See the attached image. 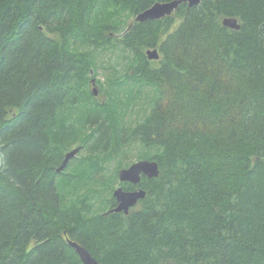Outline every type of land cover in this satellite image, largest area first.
Segmentation results:
<instances>
[{
  "label": "trees",
  "instance_id": "16d2710c",
  "mask_svg": "<svg viewBox=\"0 0 264 264\" xmlns=\"http://www.w3.org/2000/svg\"><path fill=\"white\" fill-rule=\"evenodd\" d=\"M107 1L137 15L171 0H0V264H84L68 238L100 264H264V0L182 3L122 30L100 20ZM77 144L85 158L58 172ZM139 149L160 165L147 196L125 214L111 193L95 213L89 187L115 163L112 189Z\"/></svg>",
  "mask_w": 264,
  "mask_h": 264
},
{
  "label": "water",
  "instance_id": "95a60500",
  "mask_svg": "<svg viewBox=\"0 0 264 264\" xmlns=\"http://www.w3.org/2000/svg\"><path fill=\"white\" fill-rule=\"evenodd\" d=\"M202 0H171L164 2H156L144 11L139 12L135 16V21L146 22L149 20H159L174 14L182 3H188L190 7L200 5ZM223 25L229 28L240 30L241 24L237 17H225ZM149 59L155 60L160 58L158 48H150L147 50ZM94 71H92V74ZM93 85L96 80L93 79ZM94 95H98L99 90L93 87ZM82 146H77L69 150L64 157L62 164L57 168L58 172L63 171L71 160L77 157V154L82 150ZM160 175V165L156 159H141L132 163L128 167H123L119 170V180L123 183H131L135 186L141 182L142 177L146 176L149 179L158 177ZM116 199L117 206L110 210V212H123L129 214L130 211L139 204V202L147 196V191L141 187L133 190H126L123 186L116 188L113 192ZM69 245L75 249L84 264H100L98 259L89 251L87 247L68 238Z\"/></svg>",
  "mask_w": 264,
  "mask_h": 264
},
{
  "label": "rangeland",
  "instance_id": "374dc122",
  "mask_svg": "<svg viewBox=\"0 0 264 264\" xmlns=\"http://www.w3.org/2000/svg\"><path fill=\"white\" fill-rule=\"evenodd\" d=\"M106 3H108V1L105 2L100 8V10L105 9V11L101 13V17H100L101 21L117 24L120 26L122 30L123 28L126 29L135 20V16H136L135 14L123 8H119V9H113L108 7L106 8L107 6ZM101 58H103L105 61L112 60L116 64H117L116 60L118 58L120 59L119 55L113 56L111 53H107V55H104ZM101 58L97 71H94L93 73L94 75L93 78L96 80V83L93 85V87H97L99 90L97 96L102 100H106L109 97L108 95L110 92L109 82L111 76V68L109 65H105ZM102 64L105 66H103ZM131 104H132L130 106L131 110H128L127 112V119L129 120L130 123L132 122L133 124L134 123L136 124L137 122L142 121L144 117L147 115V113H149V109L152 105V100L151 97L146 92L143 91L142 97ZM78 145L79 144L74 145L72 149L77 147ZM133 153H134L133 155H130V159H132V162L124 167L130 166L132 163L144 159L143 158L144 155L150 154V152L144 151L143 149H139L138 151H135ZM86 155L87 154L85 153V151L81 150L77 154V157L74 158L73 161L71 160L69 164V169H72L76 163L82 161ZM0 162H1V156H0ZM115 168H116L115 163L108 164L104 172L105 177H104V181L102 180L103 183L89 187L90 190L88 189V192L92 193L91 195L93 196L92 208L95 213L105 212L108 209L106 207V200L109 198L111 193L113 195V192L116 188L123 185V182H121L120 180L115 185H113L112 189L108 187V185H106L105 180H108L111 177V175L114 174ZM65 172H68V170Z\"/></svg>",
  "mask_w": 264,
  "mask_h": 264
},
{
  "label": "flooded vegetation",
  "instance_id": "af4514ba",
  "mask_svg": "<svg viewBox=\"0 0 264 264\" xmlns=\"http://www.w3.org/2000/svg\"><path fill=\"white\" fill-rule=\"evenodd\" d=\"M67 168V167H66ZM129 184H131V183H129ZM135 186V185H134ZM137 188H139L138 186H135V187H133V188H128V189H126V190H133V189H137ZM116 206H117V202H116ZM115 207V206H114Z\"/></svg>",
  "mask_w": 264,
  "mask_h": 264
}]
</instances>
